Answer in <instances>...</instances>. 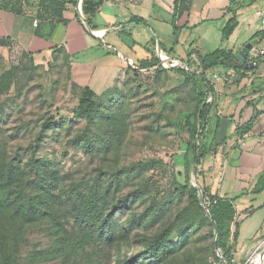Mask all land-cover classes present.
Here are the masks:
<instances>
[{"label": "rangeland", "instance_id": "1", "mask_svg": "<svg viewBox=\"0 0 264 264\" xmlns=\"http://www.w3.org/2000/svg\"><path fill=\"white\" fill-rule=\"evenodd\" d=\"M162 61L158 73L132 78L123 98L87 104L65 63L45 68L0 43V190L11 186L0 194V242L10 245V262L16 255L15 264H220L223 251L214 250L200 207L182 187L218 194L213 159L230 148H211L195 170L189 155L180 159L194 83L171 69L179 62ZM251 193L244 200L255 209L235 205V218L242 234L259 236L230 237L237 264H264V207L256 208L264 193Z\"/></svg>", "mask_w": 264, "mask_h": 264}, {"label": "crops", "instance_id": "2", "mask_svg": "<svg viewBox=\"0 0 264 264\" xmlns=\"http://www.w3.org/2000/svg\"><path fill=\"white\" fill-rule=\"evenodd\" d=\"M93 1L100 4L90 15L82 12V0H0V43L45 68L65 63L68 81L80 95L88 88L95 98L109 100L131 76L128 62L148 60L153 54L161 63L168 60L182 66L189 60L198 66L201 55L216 49L235 54L254 40L246 60L254 62L247 69L253 71L235 72L220 65L206 73L216 93V141L232 136L255 108L264 109V55L257 62L255 55L264 45V25L257 14L264 0ZM233 15L238 24L223 39L221 30ZM256 91L261 94L253 95ZM224 146L230 148L225 157L218 154L212 163L221 168L218 195L236 197L235 205L241 209H255L244 197L254 198L251 191L264 172V112L247 134L228 138ZM242 224L239 241L259 236L242 234Z\"/></svg>", "mask_w": 264, "mask_h": 264}, {"label": "trees", "instance_id": "3", "mask_svg": "<svg viewBox=\"0 0 264 264\" xmlns=\"http://www.w3.org/2000/svg\"><path fill=\"white\" fill-rule=\"evenodd\" d=\"M99 1L94 2L93 0H82L81 8L82 12L92 15L96 10ZM237 16L233 15L224 25L221 30V35L223 39H228V37L232 34L233 30L237 26ZM177 27L174 25V29ZM261 32L255 33V35L260 36ZM158 51H162L161 48H157ZM159 58L151 55L150 59L140 60L137 63L128 62L127 69L131 71V76L126 79L123 83V88L119 92L115 94L109 100H100L95 98V94L88 88H85L81 97V102H87V104L97 101V102H109L113 99L123 98L124 94H128L127 85L132 82V78H136L140 73L143 74H151V72L158 73L161 71V68L157 67L159 63ZM259 61L256 58V62ZM224 66L228 68H232L235 72L246 73L248 71H253V69L247 70L244 68L243 64L238 63L232 52L226 51L224 49H216L207 54L201 55L199 57V65L197 68H193L192 63L188 60L187 65L185 66H172V70L181 74L185 79L192 80L194 83V98H195V108L193 113V123L189 129V139L183 146V159L186 155L190 157L191 169H197V167L201 164L202 160L210 153V149L223 145L225 140L236 136L238 138H242L245 134H247L253 127L258 116L264 112V109H256L252 115V117L243 124H240L236 127L232 136H228L226 139L222 141H216L218 130H219V117L214 113V109L216 108V100H215V89L211 82V80L207 76V72L212 70L217 66ZM260 91L253 92V95H260ZM213 122L214 127L211 135V140L208 144H205L201 140L204 139V135L207 131V127L209 123ZM212 152V151H211ZM14 161V160H13ZM22 162L17 163H6L5 168L6 172L15 173L16 170L19 169V165ZM4 171V170H3ZM5 172V171H4ZM12 175H6L5 178H11ZM3 189L0 190V194L5 190L6 192L11 191V186L4 185ZM182 190L185 191L191 199L200 207L202 214L204 216L205 221L209 225L210 234L216 240V249H221L223 251V259L226 264H233L232 260L234 259L233 252H230V246L227 245L228 240L232 237L234 242L237 241L240 231V222L235 218L236 208L235 201L236 197H227V196H219L217 193L211 192L208 188L200 189L198 186H191L186 184L182 187ZM4 191V192H5ZM264 191V172L259 174L254 187L252 189L253 193H261ZM10 194V192H9ZM9 196V195H8ZM10 199V196L7 200ZM15 202L14 205H17L16 211L19 213L20 206L18 208V203L13 199L11 202ZM12 204V203H11ZM32 211V210H31ZM253 210H247V215H250ZM234 227L233 231L231 227ZM102 228L96 226L93 232ZM167 233L163 236H160L157 240V244L161 243V241L165 238ZM14 240L12 239L11 242ZM10 245L6 242H0V261L1 264H15L16 255L12 257V261H9V252ZM219 262L222 264L220 257Z\"/></svg>", "mask_w": 264, "mask_h": 264}, {"label": "water", "instance_id": "4", "mask_svg": "<svg viewBox=\"0 0 264 264\" xmlns=\"http://www.w3.org/2000/svg\"><path fill=\"white\" fill-rule=\"evenodd\" d=\"M254 43H255V41L253 40L250 45H246V46L242 47L240 50H238L234 54L235 60L238 63L243 64L245 69L252 68L254 66V62L246 61L247 60V56H248L249 52L251 51L252 45ZM216 245H217L216 240H214V247L215 248H216ZM220 260H221L222 264H226V262L224 261L223 257H220Z\"/></svg>", "mask_w": 264, "mask_h": 264}, {"label": "built area", "instance_id": "5", "mask_svg": "<svg viewBox=\"0 0 264 264\" xmlns=\"http://www.w3.org/2000/svg\"><path fill=\"white\" fill-rule=\"evenodd\" d=\"M257 14H258V17L262 20L263 25H264V6L257 12ZM36 24H37V21L34 20L33 25L35 26ZM255 55H256V58H258L259 60L261 59V57L264 55V45L255 51ZM214 78H216V76H214ZM232 263L237 264L235 258L232 260Z\"/></svg>", "mask_w": 264, "mask_h": 264}]
</instances>
